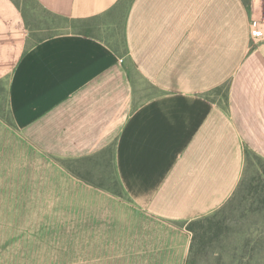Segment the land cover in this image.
<instances>
[{
	"label": "crops",
	"instance_id": "obj_1",
	"mask_svg": "<svg viewBox=\"0 0 264 264\" xmlns=\"http://www.w3.org/2000/svg\"><path fill=\"white\" fill-rule=\"evenodd\" d=\"M34 2L86 30L38 36L26 0H0V84L15 126L63 159L113 147L133 206L173 229L160 260L173 263L175 225L220 208L249 153L264 159L253 11L246 0Z\"/></svg>",
	"mask_w": 264,
	"mask_h": 264
},
{
	"label": "rangeland",
	"instance_id": "obj_2",
	"mask_svg": "<svg viewBox=\"0 0 264 264\" xmlns=\"http://www.w3.org/2000/svg\"><path fill=\"white\" fill-rule=\"evenodd\" d=\"M26 1L38 36L86 30ZM246 2L255 19L262 16L264 2ZM6 95L0 84V264H166L164 235L173 229L133 206L115 171L114 148L80 159L39 152L15 126ZM175 234L178 256L167 264H192L200 249L194 264H264V159L249 153L229 199L175 225ZM181 234L188 240L183 256Z\"/></svg>",
	"mask_w": 264,
	"mask_h": 264
},
{
	"label": "built area",
	"instance_id": "obj_3",
	"mask_svg": "<svg viewBox=\"0 0 264 264\" xmlns=\"http://www.w3.org/2000/svg\"><path fill=\"white\" fill-rule=\"evenodd\" d=\"M261 2L263 3L264 0H261ZM263 13H264V11H263ZM263 13H262V16H258L259 18L255 19V17H253V33L255 36H257L259 38L260 37L264 38V35H262L259 32V30L264 27V14Z\"/></svg>",
	"mask_w": 264,
	"mask_h": 264
},
{
	"label": "trees",
	"instance_id": "obj_4",
	"mask_svg": "<svg viewBox=\"0 0 264 264\" xmlns=\"http://www.w3.org/2000/svg\"><path fill=\"white\" fill-rule=\"evenodd\" d=\"M246 3H247V2H246ZM195 220H196V219H195ZM192 221H194V220H192ZM196 221H197V220H196ZM202 251H203V249H200V251L198 252V255H196V256H194V257L192 258V261H191L192 264L196 263L197 258L199 257V254H200Z\"/></svg>",
	"mask_w": 264,
	"mask_h": 264
}]
</instances>
